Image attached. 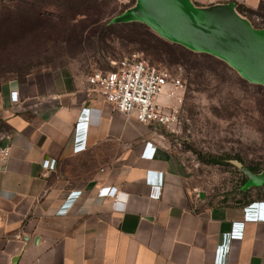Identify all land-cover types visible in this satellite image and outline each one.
I'll list each match as a JSON object with an SVG mask.
<instances>
[{
  "label": "crops",
  "instance_id": "crops-1",
  "mask_svg": "<svg viewBox=\"0 0 264 264\" xmlns=\"http://www.w3.org/2000/svg\"><path fill=\"white\" fill-rule=\"evenodd\" d=\"M198 190L87 76L64 65L0 83V264H264V195L209 204Z\"/></svg>",
  "mask_w": 264,
  "mask_h": 264
},
{
  "label": "rangeland",
  "instance_id": "rangeland-1",
  "mask_svg": "<svg viewBox=\"0 0 264 264\" xmlns=\"http://www.w3.org/2000/svg\"><path fill=\"white\" fill-rule=\"evenodd\" d=\"M90 1L97 8L93 17L99 18L100 23L123 13L134 3V0ZM32 2L34 10L48 12L55 10L60 0ZM56 12L59 14L58 9ZM251 21L256 27L264 23V8H259ZM37 51L27 58L0 59V66L7 70L26 63L31 65L30 70H35L65 65L88 77L94 69L107 70L112 60L133 51L165 66L182 83L177 95L167 96L163 102L174 117L166 124L147 122V126L167 149L187 186L194 191L202 190L209 204L249 201L262 194L263 189L255 185H264V181L256 182L260 176L249 171L247 165L264 169V86L244 79L235 67L201 50L188 51L157 39L139 23L112 24L103 33H82L68 44L50 41L39 45ZM0 73L7 78L15 75ZM213 157L216 162L211 161Z\"/></svg>",
  "mask_w": 264,
  "mask_h": 264
},
{
  "label": "water",
  "instance_id": "water-1",
  "mask_svg": "<svg viewBox=\"0 0 264 264\" xmlns=\"http://www.w3.org/2000/svg\"><path fill=\"white\" fill-rule=\"evenodd\" d=\"M118 17L122 21L143 20L160 35L210 51L250 81L264 84V31L252 30L230 2L203 8L189 0H137ZM262 174H255L260 176L256 182L264 181ZM198 194L204 197L202 190Z\"/></svg>",
  "mask_w": 264,
  "mask_h": 264
},
{
  "label": "trees",
  "instance_id": "trees-1",
  "mask_svg": "<svg viewBox=\"0 0 264 264\" xmlns=\"http://www.w3.org/2000/svg\"><path fill=\"white\" fill-rule=\"evenodd\" d=\"M133 2V4H135L137 0H134ZM228 2L233 4L235 11L243 16V18L249 22L250 26L257 28V30L264 31V23L262 21V24L258 27L254 26L251 21V16L256 15L259 8H264L262 4L255 8L247 6L244 3H240L236 0H228L220 4ZM132 5L128 6L127 8H130ZM33 6L34 4L32 0H17V2L15 1L8 3L4 1L0 2V59L10 58L12 56L27 58L32 54L34 56L35 52H38L37 49H39V45L41 44H45L50 41H61L68 44L76 38L81 37L82 33H88L91 35L101 32L103 33L109 25L117 23H139L145 28L147 33L157 39L174 43L175 45L187 49L188 51H198L186 46L183 43L172 41L160 35L143 20H119L118 16L122 12L111 20L100 23L99 18L93 17L95 13L97 14V8H95L94 4L90 0H60V2L55 5L57 8L48 12H46L45 9L36 11L33 9ZM57 9L59 14L56 12ZM200 52H204L212 57H215L228 66L234 68L225 59L210 51L201 50ZM30 68H32L31 65L26 63L18 65L15 64L7 70H4L0 66V72L6 71L15 74L14 77L7 78L0 73V83L12 78L24 80L26 76L33 71L50 69L51 67L35 70H30ZM114 68L115 66L110 62V67L107 68V70H112ZM242 77L248 80L246 77ZM257 84L264 86V84L259 82ZM211 161L216 162L217 159L213 157L211 158ZM247 168L253 173H259L264 170L263 168H260L256 165H247ZM246 181L247 178L244 180V182L246 183ZM256 186L259 187V189H263L262 194L258 197L264 195V185L256 184L255 187ZM235 201L236 200L232 202ZM249 201L242 199V203H247Z\"/></svg>",
  "mask_w": 264,
  "mask_h": 264
},
{
  "label": "built area",
  "instance_id": "built-area-1",
  "mask_svg": "<svg viewBox=\"0 0 264 264\" xmlns=\"http://www.w3.org/2000/svg\"><path fill=\"white\" fill-rule=\"evenodd\" d=\"M115 66L112 70L94 69L87 77L90 85L118 110L143 123L154 122L166 124L173 119L170 110L163 106L167 96H176L179 87L182 86L179 77L172 76L165 66L151 62L142 53L133 51L118 60H112ZM177 89V90H176ZM164 93V96H160ZM11 98L17 99V91H11ZM83 117H88L86 109H83ZM87 120V119H86ZM88 121V120H87ZM87 121L77 123V143L75 148L81 150L85 147L83 132ZM151 142L147 141L142 155L150 154ZM152 174V173H150ZM116 186H102L98 189L99 195H107L115 198ZM79 191L70 193L74 198Z\"/></svg>",
  "mask_w": 264,
  "mask_h": 264
},
{
  "label": "bare ground",
  "instance_id": "bare-ground-1",
  "mask_svg": "<svg viewBox=\"0 0 264 264\" xmlns=\"http://www.w3.org/2000/svg\"><path fill=\"white\" fill-rule=\"evenodd\" d=\"M160 96H164V93H161Z\"/></svg>",
  "mask_w": 264,
  "mask_h": 264
}]
</instances>
